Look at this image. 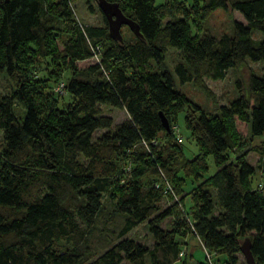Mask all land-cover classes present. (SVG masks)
Segmentation results:
<instances>
[{"label": "trees", "instance_id": "trees-1", "mask_svg": "<svg viewBox=\"0 0 264 264\" xmlns=\"http://www.w3.org/2000/svg\"><path fill=\"white\" fill-rule=\"evenodd\" d=\"M106 1L137 24L140 38L129 31L132 41L112 40L103 15L104 27L82 30L72 17L75 0H0V74L12 87L0 97V264H189L188 237L214 264H239L249 240L255 263L264 264V141L247 148L264 138V67L243 78L247 61H264V0ZM216 9L229 16L231 34L192 36L191 25L199 32L198 20ZM169 48L182 55L174 74L164 64ZM95 54L96 63L77 69ZM228 70L241 73L237 96L210 117L174 78L216 104L206 80L221 81ZM66 93L70 101L60 107ZM103 106L127 118L114 125ZM180 113L197 146L190 160L172 129ZM237 121L249 125V140H241ZM96 131L103 134L94 138ZM208 156L217 170L198 182ZM187 179L195 183L190 192ZM103 198L123 225L93 258L88 234ZM140 224L151 248L126 237Z\"/></svg>", "mask_w": 264, "mask_h": 264}, {"label": "rangeland", "instance_id": "rangeland-1", "mask_svg": "<svg viewBox=\"0 0 264 264\" xmlns=\"http://www.w3.org/2000/svg\"><path fill=\"white\" fill-rule=\"evenodd\" d=\"M154 2L158 5L164 2V0H154ZM186 4V3H185ZM184 5V4H183ZM89 7L92 8V11H89ZM72 13H73V20L76 21L78 26L84 30L87 26L100 28L104 27L103 16L99 11L98 5L96 0H75L74 3L71 4ZM232 18L236 21L244 23L242 16L237 13H232ZM165 22V21H164ZM200 31L198 32L196 26L193 24L191 25V35L192 36H200L201 33L208 32L212 36L220 37L224 34L230 35L231 34V26H230V18L229 16L221 9H216L211 16L204 22L199 21ZM122 35L125 37L127 41H132L133 36L129 32L126 27H122L121 29ZM253 38L259 40L261 38V34L259 32H255L253 34ZM100 47V46H98ZM182 61V55L179 51L174 48H169L165 54L164 64L168 67V69L173 73L174 67ZM96 59L87 60L84 62L76 63L78 70H83L88 66L96 63ZM154 67V65L152 64ZM264 67V61L259 62H251L247 61L246 63V70H243V78L248 76L249 71H252L256 74H260L262 68ZM241 74L240 71L236 72L233 70H228L226 76L221 81H211L206 80L207 85L211 88V90L215 93L217 97L216 104L212 103L211 101L207 100L205 96L197 90L191 83H186L180 85L177 81V78L174 75V78L177 82V89L183 93L186 98L196 104L202 112L210 117L216 115L218 113L217 107L220 105L228 104L232 99L237 96V92L234 86L235 81L237 80L238 74ZM42 76V73L39 74ZM65 79L69 76V73H65ZM242 76V75H240ZM239 76V77H240ZM50 87H53V84H49ZM12 92V87L10 82L8 81L6 75L4 73L0 74V97L2 95H10ZM70 101V96L66 93L63 96V99L60 100V107H63V104L68 103ZM103 113L105 115H109L113 118L114 125L122 122L124 119L127 118V114L125 111L116 110L109 107H101ZM23 109L20 107H15V113L17 115H22ZM177 128L179 131V135L182 137L181 149L187 159H193L197 154V146L195 140L191 137L190 132L187 130L184 122V114L180 113L177 117ZM236 129L239 133L241 140H249V125L241 123L239 121L236 122ZM103 134V131H96L94 134V138ZM2 135L0 133V144H1ZM264 141L263 137H258L253 140L251 145L247 146H261L262 142ZM259 160V156L253 152H250L247 156L248 163L253 166L257 167ZM207 162V170L199 179L198 182H201L211 176H213L217 170L214 160L212 156H208L206 159ZM262 178V171L258 169L256 174L253 178V186L255 187L257 183H261ZM195 183L191 179L185 180V192L192 191ZM186 207L190 205V200H185ZM114 203L108 201L106 198H103V205L102 210L99 213L95 226L93 227L92 231L88 234L89 243L93 249V255L97 257L100 255L104 250L110 247L115 241V234L121 229L123 225V218L120 216H114ZM165 229L171 228V223L166 220L163 224ZM126 237L135 240L148 248L153 246V239L150 236L148 230L145 227V224H140L135 227ZM187 245L186 248L188 252L192 255L189 259V264H196V263H204L205 256L204 253L199 246L198 242L195 241L192 237L187 238ZM239 257V264H245L244 259L241 254H238ZM147 264L148 258H146Z\"/></svg>", "mask_w": 264, "mask_h": 264}, {"label": "water", "instance_id": "water-1", "mask_svg": "<svg viewBox=\"0 0 264 264\" xmlns=\"http://www.w3.org/2000/svg\"><path fill=\"white\" fill-rule=\"evenodd\" d=\"M101 14L104 16L109 36L112 40L122 43L123 37L121 34L122 27H127L128 30L137 38L141 37L137 24L124 16L119 9L118 4L109 3L106 0H96ZM161 123L166 132H170V126L166 118L160 114ZM240 253L246 264H256L250 250V241L245 240L240 245Z\"/></svg>", "mask_w": 264, "mask_h": 264}, {"label": "built area", "instance_id": "built-area-1", "mask_svg": "<svg viewBox=\"0 0 264 264\" xmlns=\"http://www.w3.org/2000/svg\"><path fill=\"white\" fill-rule=\"evenodd\" d=\"M98 51H99V49L97 48V49H96V52H98ZM94 58H95L96 60H98L96 54H95ZM55 92H56L57 94H59V95H62V94L64 93V82H60V83L57 85V87L55 88ZM172 129H173L174 133L176 134V137H177L178 142H182V137L179 135L178 128H177L176 126H175V127L173 126ZM155 187H157V186H155ZM168 189L171 190L170 187H168ZM205 256H206V261H207L208 264H214V263H213V260H212V258H211V255L208 254L206 251H205Z\"/></svg>", "mask_w": 264, "mask_h": 264}]
</instances>
